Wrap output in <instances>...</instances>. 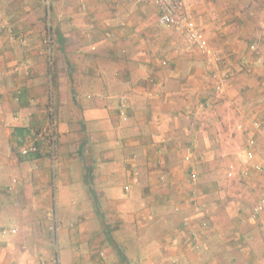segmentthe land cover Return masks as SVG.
I'll return each instance as SVG.
<instances>
[{
	"label": "crops",
	"instance_id": "crops-1",
	"mask_svg": "<svg viewBox=\"0 0 264 264\" xmlns=\"http://www.w3.org/2000/svg\"><path fill=\"white\" fill-rule=\"evenodd\" d=\"M184 2L210 51L152 0H0V264H264V0Z\"/></svg>",
	"mask_w": 264,
	"mask_h": 264
},
{
	"label": "built area",
	"instance_id": "built-area-1",
	"mask_svg": "<svg viewBox=\"0 0 264 264\" xmlns=\"http://www.w3.org/2000/svg\"><path fill=\"white\" fill-rule=\"evenodd\" d=\"M152 2L159 8L160 15H159V24L164 26L165 28H170L172 30L177 31L186 39L187 48L189 50H201L203 52L210 51V44L209 40L207 39L206 35L204 34L203 30L200 28L196 20L187 13L186 5L184 0H152ZM50 38V35H47V39ZM251 48H255L254 45ZM214 57L216 60H221L222 55L219 52L214 53ZM253 125L255 128H262V124L259 121H254ZM239 128H243V124L238 126ZM53 131V130H51ZM51 137H53V133L50 132ZM254 143L246 144L243 147V153L246 158L249 160V165L254 169L258 170L261 174L264 175V166L261 164L254 162L255 158V151H254ZM39 150L38 144L32 140L28 143L24 144L20 148V152L23 155H28L30 153H35ZM186 160L189 161L191 164V182L195 186L198 182V177L196 173L195 163L190 155L185 157ZM247 174V172H245ZM228 176H232V173H229ZM17 180L14 179V182ZM193 203H194V210L196 213L202 212V204L200 203L199 199L197 198L198 194L196 190H193ZM176 210L179 211L180 208L176 207ZM253 216L259 215L262 211H264V203L260 202L254 207ZM56 226V225H55ZM201 226L206 228L208 226L207 221H202ZM18 229L14 228L13 232H17ZM192 238L195 240L194 249L198 252L201 250V233L197 230H193ZM53 264H60L58 258L54 260Z\"/></svg>",
	"mask_w": 264,
	"mask_h": 264
},
{
	"label": "rangeland",
	"instance_id": "rangeland-1",
	"mask_svg": "<svg viewBox=\"0 0 264 264\" xmlns=\"http://www.w3.org/2000/svg\"><path fill=\"white\" fill-rule=\"evenodd\" d=\"M47 34H48V30L46 31V36H47ZM76 126H77V124H74V125L71 126V128H72L71 131H73V133L72 134L68 133L66 135V139H69L71 142H75V144L77 145V149L79 151H81V147H82V143H83L81 137L79 135H76V137L74 138V132H76L74 130V128ZM80 131L82 132V129H80ZM58 133L59 132L57 131L56 134H55L56 135L55 136V148H54V152H52V154H53V156H52V166L54 168V169L52 168V174H53L54 181H55V178H56V176H54V175H56V169L58 167V165H56V164L58 163V158H59V155H58V146H59L58 145V141L60 140V136H59ZM89 150H90L89 148H83L82 149V154H85L83 151H86L87 155L89 156V154H90ZM88 156H85V157H87L86 160L90 159V156L89 157ZM90 162H91V159H90ZM27 163H28V161H27ZM30 165H33V164H30ZM229 177H231V176H229ZM86 196H87L86 200H88V201H90L92 203L94 202L93 194H92L90 189L87 191V195ZM58 214H59V218H60V228H59V231H60L61 228H62L61 227V219H63L64 216L62 215L63 214V208L61 206H59V205H58ZM64 219H65L64 222H65V224L67 226V225L71 224V221H72V219H74V217H72V216L68 217L67 216ZM60 233H61V231L59 232V234ZM58 236H59V240H58L59 254L61 255L62 263L63 264H74L75 263L74 261H77V260H75L76 259V256H75L76 253L74 252V248L72 246L66 245L71 239L68 236H66L65 234H63V233H61ZM129 253H131V252H129ZM122 257H124V256L122 255V256L118 257V260L121 261V262L122 261L124 262V259ZM79 264H95V263H91V262L85 263L84 262V263H79Z\"/></svg>",
	"mask_w": 264,
	"mask_h": 264
}]
</instances>
